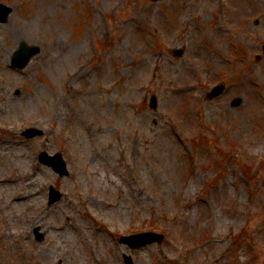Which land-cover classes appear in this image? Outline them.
<instances>
[{
  "label": "rangeland",
  "instance_id": "374dc122",
  "mask_svg": "<svg viewBox=\"0 0 264 264\" xmlns=\"http://www.w3.org/2000/svg\"><path fill=\"white\" fill-rule=\"evenodd\" d=\"M0 2V264H264V0ZM143 230L165 239L118 242Z\"/></svg>",
  "mask_w": 264,
  "mask_h": 264
},
{
  "label": "water",
  "instance_id": "95a60500",
  "mask_svg": "<svg viewBox=\"0 0 264 264\" xmlns=\"http://www.w3.org/2000/svg\"><path fill=\"white\" fill-rule=\"evenodd\" d=\"M11 11H12V8L0 4V22H6L8 15L10 14ZM22 48L23 49L21 50V53L26 54V59L25 61L21 62L20 65H24V63H26L28 58L38 51V48H35V47L26 48L22 46ZM151 106L153 107L155 106L154 98L152 100ZM59 170L60 172H62V169H59ZM162 238H163L162 235L153 234V233H144V234H139V235L130 236V237H123L121 238V241L128 243L132 248H139L142 245H145L147 243H151L154 241L161 242ZM126 261L128 264H132L130 261V258H126Z\"/></svg>",
  "mask_w": 264,
  "mask_h": 264
}]
</instances>
